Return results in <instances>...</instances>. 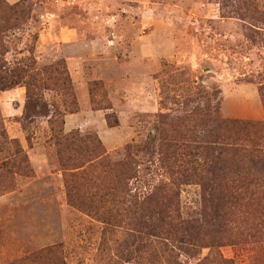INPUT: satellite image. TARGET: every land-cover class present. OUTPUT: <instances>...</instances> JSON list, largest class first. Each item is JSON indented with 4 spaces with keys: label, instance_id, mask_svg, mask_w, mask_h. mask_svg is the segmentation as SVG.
Masks as SVG:
<instances>
[{
    "label": "rangeland",
    "instance_id": "rangeland-1",
    "mask_svg": "<svg viewBox=\"0 0 264 264\" xmlns=\"http://www.w3.org/2000/svg\"><path fill=\"white\" fill-rule=\"evenodd\" d=\"M3 1L26 17L0 5V64L26 79L0 91V264L106 263L105 226L69 202L76 182L120 186L106 155L133 147L144 197L170 182L177 132L195 145L217 109L258 124L264 149V0ZM178 191L185 217L200 211L199 186ZM237 232L220 255L264 264V234Z\"/></svg>",
    "mask_w": 264,
    "mask_h": 264
},
{
    "label": "trees",
    "instance_id": "trees-1",
    "mask_svg": "<svg viewBox=\"0 0 264 264\" xmlns=\"http://www.w3.org/2000/svg\"><path fill=\"white\" fill-rule=\"evenodd\" d=\"M0 5L7 4L0 0ZM8 8L16 21L26 17L19 6ZM46 74L49 77L48 70ZM25 79L24 66L4 70L0 64V91L17 87ZM195 122L196 144H189L177 132L179 137L170 141V152L165 156L170 182L150 194H133L130 182L136 167L131 146L105 156L111 171L120 169L114 177L120 186L109 194L106 191L110 187L104 183L101 190L93 186L94 182L88 183L87 196L77 182L69 188V202L105 226V249L99 253L104 254L105 264H232L219 251L233 242L237 231L264 234V149L250 136L258 124L222 119L218 109L214 115L208 114L206 121ZM198 132L202 134L198 136ZM193 184L201 190L200 211L185 217L178 189ZM104 190L105 195H101ZM117 190L122 196H113ZM204 249L210 253L201 259ZM25 263L23 259L12 264ZM57 264L66 263L61 260Z\"/></svg>",
    "mask_w": 264,
    "mask_h": 264
}]
</instances>
